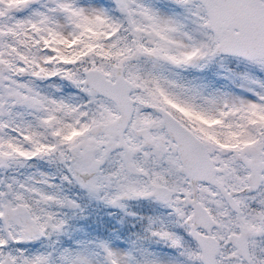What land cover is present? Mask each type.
Returning a JSON list of instances; mask_svg holds the SVG:
<instances>
[{"label": "snow or ice", "instance_id": "obj_1", "mask_svg": "<svg viewBox=\"0 0 264 264\" xmlns=\"http://www.w3.org/2000/svg\"><path fill=\"white\" fill-rule=\"evenodd\" d=\"M0 264H264V0H0Z\"/></svg>", "mask_w": 264, "mask_h": 264}]
</instances>
